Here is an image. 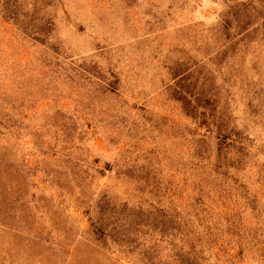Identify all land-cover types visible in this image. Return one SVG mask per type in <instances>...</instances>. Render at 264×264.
Here are the masks:
<instances>
[{
	"label": "rangeland",
	"instance_id": "374dc122",
	"mask_svg": "<svg viewBox=\"0 0 264 264\" xmlns=\"http://www.w3.org/2000/svg\"><path fill=\"white\" fill-rule=\"evenodd\" d=\"M0 264H264V0H0Z\"/></svg>",
	"mask_w": 264,
	"mask_h": 264
},
{
	"label": "trees",
	"instance_id": "16d2710c",
	"mask_svg": "<svg viewBox=\"0 0 264 264\" xmlns=\"http://www.w3.org/2000/svg\"><path fill=\"white\" fill-rule=\"evenodd\" d=\"M219 129H220V130H219V134L221 135V134H222V133H221L222 127H220Z\"/></svg>",
	"mask_w": 264,
	"mask_h": 264
}]
</instances>
